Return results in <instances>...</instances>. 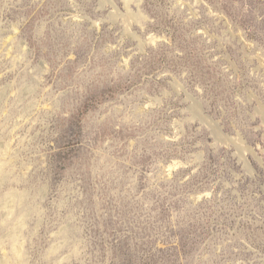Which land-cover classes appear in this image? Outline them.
Returning a JSON list of instances; mask_svg holds the SVG:
<instances>
[{"label": "rangeland", "instance_id": "rangeland-1", "mask_svg": "<svg viewBox=\"0 0 264 264\" xmlns=\"http://www.w3.org/2000/svg\"><path fill=\"white\" fill-rule=\"evenodd\" d=\"M0 264H264V0H0Z\"/></svg>", "mask_w": 264, "mask_h": 264}, {"label": "bare ground", "instance_id": "bare-ground-1", "mask_svg": "<svg viewBox=\"0 0 264 264\" xmlns=\"http://www.w3.org/2000/svg\"><path fill=\"white\" fill-rule=\"evenodd\" d=\"M238 145H239V144H238ZM9 207H11V206H9ZM12 207H13V206H12ZM9 214H10V213H9ZM9 214H8V215H9ZM10 216H11V215H10ZM7 217H8V216H7ZM7 217H6V218H7Z\"/></svg>", "mask_w": 264, "mask_h": 264}]
</instances>
